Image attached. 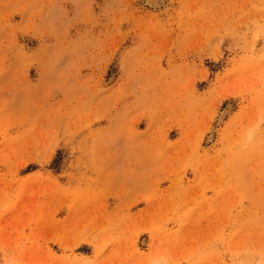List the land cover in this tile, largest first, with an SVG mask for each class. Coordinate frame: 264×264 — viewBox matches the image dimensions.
Segmentation results:
<instances>
[{
  "label": "rangeland",
  "instance_id": "374dc122",
  "mask_svg": "<svg viewBox=\"0 0 264 264\" xmlns=\"http://www.w3.org/2000/svg\"><path fill=\"white\" fill-rule=\"evenodd\" d=\"M0 264H264V0H0Z\"/></svg>",
  "mask_w": 264,
  "mask_h": 264
}]
</instances>
